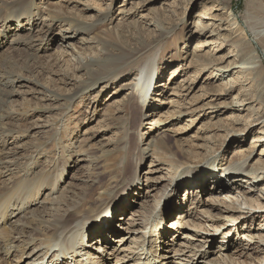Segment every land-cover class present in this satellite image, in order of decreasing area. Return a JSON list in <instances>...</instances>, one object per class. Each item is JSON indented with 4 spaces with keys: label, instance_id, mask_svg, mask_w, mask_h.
I'll return each mask as SVG.
<instances>
[{
    "label": "rangeland",
    "instance_id": "1",
    "mask_svg": "<svg viewBox=\"0 0 264 264\" xmlns=\"http://www.w3.org/2000/svg\"><path fill=\"white\" fill-rule=\"evenodd\" d=\"M14 1L0 0V5ZM46 2L57 9L50 10L35 23L34 31L45 44L39 49L40 54L37 47H23L22 42L18 49L15 45L9 51L0 52V58L10 62L27 79V86L17 87L19 93L11 95L3 105L4 112L18 110L21 115L12 119L11 114L8 115L11 117L9 120H4L6 117L1 119L3 123L8 122L10 128L16 129L15 135L8 138L9 148L26 142L36 147L23 153L19 162L24 166L34 162L32 168L43 172L55 162L66 161L71 175L61 181V184L66 181L61 191L66 185V189L79 188L83 185L82 180L93 176L102 178L101 184L95 186L97 195L110 184V177L105 174L112 165V168L127 166L126 175L130 176L136 165L133 161L128 165L129 157L143 158L145 155L143 166L139 169L141 179L145 183L148 179L160 181L159 188L166 190V198L168 195L174 197L172 205L175 208L185 203L184 184L191 180L184 173L182 176L185 178L173 184L177 171H181L184 165L200 168L197 163L207 153L213 154L211 161H217V164L220 160L229 162L251 153L249 170L257 171L262 178L253 179L257 183L249 195L251 213L248 214V210L245 211L247 215L241 213L242 218L231 236L239 242L244 233L256 236L253 247L260 245L261 254L242 259L264 264V202L256 199L259 194L257 189L264 187V140L259 141L258 138L264 134V125L253 122L255 113L264 111V46L258 39V33L264 29V3L262 6L259 0H36L37 4ZM232 13L239 25H233L234 20H230L234 17L230 16ZM199 16H202L200 25L208 26L206 31H201V26L196 24ZM102 17H108V20L100 23ZM91 25L95 26L89 32L84 30ZM236 25L240 26L239 30ZM210 27L217 28V31L212 34L208 31ZM65 33L74 37L65 44L59 40L48 42L52 36ZM69 44L76 48L77 53ZM196 46L199 51L194 49ZM145 47L149 51L135 57L132 70L143 60L155 59L160 87L153 96L156 103L153 105L152 102L150 109L142 113L135 97L127 95L128 90L123 87L130 82L129 76L121 78V75L110 73L108 77H99L102 70L97 69L95 64L98 60L109 61L120 51L133 52ZM192 52L205 62L194 59ZM90 58L98 60L89 61L94 66L88 74L79 67L81 60ZM216 60L224 62L221 64ZM243 61L256 62L246 65L256 69L241 71L236 68L225 74L223 69H219L234 62L239 63L236 67H241ZM116 72L120 74V71ZM229 80L234 81L227 83ZM231 87L235 90L227 92ZM39 90L48 95L46 100L37 92ZM239 92L248 100L240 102ZM125 96L126 108L120 112L117 106ZM234 100L239 103L228 107L227 104ZM149 110L152 117L147 114ZM235 118L244 119L241 121L243 124L232 125ZM228 131H240L238 133L243 134L244 139L232 142L233 136H228ZM162 140L165 144L159 145ZM138 142L141 152L136 149ZM181 152L195 156L189 159ZM124 176L121 175L122 178ZM175 186L182 188L172 191ZM58 191L59 187H55L53 198L59 197L61 191ZM205 194L200 193L197 198L201 210L206 207L203 205L208 199ZM194 197H190L191 202ZM135 200V203L140 201L139 197ZM58 208L60 214L66 210L61 206ZM134 209L137 210V207ZM118 210L116 214H119ZM113 214L111 212L109 217ZM179 215L175 213L167 219L168 222L178 223ZM47 219L52 220L50 217ZM246 219L249 224L245 230L249 227L252 232L239 230L246 224ZM251 219H256L254 225ZM126 221V215L120 222L116 220L120 233H125L121 228ZM201 223L203 226L198 223L201 230L208 229V224ZM226 224V221L218 220L209 225L221 229ZM183 232L185 236H192L194 231ZM114 235L115 240L118 236ZM92 239L91 247H98L99 244L93 243L95 238ZM246 242L242 241L244 245H247ZM111 248L108 247L107 251ZM221 253L208 259L223 262L224 259L219 256L225 252ZM8 258L9 263L16 259L13 264L30 262L27 257L21 261L13 255Z\"/></svg>",
    "mask_w": 264,
    "mask_h": 264
},
{
    "label": "bare ground",
    "instance_id": "2",
    "mask_svg": "<svg viewBox=\"0 0 264 264\" xmlns=\"http://www.w3.org/2000/svg\"><path fill=\"white\" fill-rule=\"evenodd\" d=\"M263 3L264 0H259L260 5L263 6ZM56 9H53V4L50 5L47 2L37 4L36 0H16L12 3L1 4L0 52L5 49L9 51L15 45H17L15 48L18 49L19 43L22 42L23 47L24 45L30 48L37 47V53L40 54L39 49L45 44L43 38L34 31L35 23L47 15L50 10L55 11ZM230 16H234L229 18L234 20L233 25H239L235 15L232 13ZM199 17L196 24L201 26V31H206L208 26L200 25L199 20L202 16ZM106 20L108 17H102L100 23ZM94 26L91 25L84 30L89 32V29ZM237 27L239 30L240 26ZM208 31L213 34L217 28L213 29L212 27ZM14 32L16 33L13 35ZM263 35L264 29L258 33V39L264 46ZM73 37V34L68 36L66 33L56 34L48 42L54 43L59 40L61 44H65ZM69 47L76 52L74 46L69 44ZM194 49L197 51V46ZM147 51H149L148 47L133 52L120 51L106 62L98 59L97 62L96 59L91 58L81 61L79 59L81 65L79 68H84V71L90 74L89 69L94 66L90 62H97L95 64L97 69L102 70L99 77H106L110 73L121 75V78L129 76L128 81L130 82L123 87L128 90L127 95L135 97L137 105L143 113L146 109H150L152 102L153 105L156 103L153 96L160 87V75L157 72L155 59L143 60L135 70H132L134 59ZM249 53H252V50H249ZM191 54L194 59L205 62V59L198 58L195 52ZM33 58H29V60ZM0 61V264L16 262V259L8 262L10 261L8 257L12 255L17 256L20 261L24 257L29 258L30 262H26L27 264H255L244 260L252 258L254 254L257 256L261 254L260 245L258 248L253 247L256 244L254 242L256 236L244 233L241 242L235 238L232 239L234 236H231L235 231L236 224L242 218L241 213L247 215L245 214L246 210L249 211L248 214L251 213L249 195L254 191L257 183L253 179L262 178L257 171L249 170L251 153L244 158L229 162L220 160L219 164L217 161H211L214 157L212 153H207L197 163L200 168L184 165L181 171H177L173 178V184L184 179L185 177L182 176L184 173L190 176L191 180L184 184L185 203H181L179 207L175 208L172 205L174 197L168 195L166 198V190L159 188L160 181H148V179L145 183L141 179L139 169L143 166L145 155L143 158L135 155L129 157L128 165L132 161L136 165L130 176L126 175L127 166L112 168V165L110 171L105 174L106 177H110V184L97 195L95 186L101 184L102 178L93 176L82 180L83 185L79 188L66 189L68 187L66 185L61 191L66 183L63 181L61 184V181L67 180L71 175V171L68 169L69 164L66 161L55 162L51 168L40 172L36 168H32L34 162L26 166L19 162L23 153L36 148L35 145L26 142L17 147L15 145L11 148L8 147V138L15 135L16 129L10 128L8 122L3 123L4 121L2 122L1 119L6 117L4 120L7 118L9 120L11 117L8 115L11 114H13L12 119H15L21 113L18 110L4 112L3 105H6L7 98L19 93L18 89L16 90L17 87L27 86V79L24 78L22 72H17L10 62L3 58H0ZM216 61L221 64L224 62L223 60ZM237 64L239 63L234 62L221 66L219 69H223L224 74L230 73L236 68H240L241 71H253L256 68L246 67V65L257 63L243 61L241 67H236ZM116 71H120V74H117ZM232 81L234 80H229L227 83H232ZM233 90L235 89L231 87L227 92ZM37 92L43 95V100L48 97L44 90ZM237 96L242 103L248 100L242 92H239ZM126 98L125 96L119 102L118 111H124L126 108ZM238 103L234 100L227 105L233 107ZM152 111L154 112V109ZM147 114L153 116L150 110ZM147 114L145 116L149 117ZM255 115L253 122L256 125H264V111L257 112ZM243 120L242 118L236 119L232 125H241ZM238 132L240 131H228V136L229 134L233 136L232 142L238 143L240 139H244L243 134ZM263 137L264 134L259 136V141H263ZM160 142L159 144L158 141L159 145L165 144V140ZM136 149L141 152L140 142ZM181 154L189 159L191 156H195L193 153L181 152ZM34 161L36 164L38 163L37 160ZM171 162L173 163V160ZM94 167L96 168L97 164ZM122 174H125L123 178ZM144 185L146 186L144 187ZM55 187H59V193L61 191L57 199L53 198ZM180 188L182 187L175 186L172 191L176 189L177 192ZM257 190L259 194L256 199L264 202V187ZM160 193L161 196H159ZM162 193L164 194L162 195ZM200 193H206L205 195L208 197L203 202L206 207H203L202 210L198 208L197 204ZM128 196L129 199L126 200ZM191 196L194 197L192 202ZM138 197L140 201L135 203L138 200L135 198ZM124 201H128V203ZM53 205L55 207L51 208ZM58 205L66 208L63 214H60ZM134 207H137V210ZM117 208H119L120 215L115 213ZM111 212L115 215L109 217ZM175 213L180 214L178 223L168 222L167 219L174 216ZM238 214L239 216H236ZM123 215H126L127 221L123 227L121 226L125 233H120L114 223L117 219L120 222ZM195 219L197 221H194ZM218 220L226 221L225 226L227 227L223 226L220 229L215 225H209L215 224ZM245 221H247L246 224L239 230L252 232L253 229H249V227L245 230L249 220ZM255 221L256 219L253 220V225L256 223ZM201 222L205 225L208 224V229L201 230L202 227L198 225L200 223L203 226ZM7 224L9 226L6 227ZM228 226L230 227L228 228ZM224 227L225 229L222 231ZM186 230L194 231L192 236H185L183 231ZM114 234L118 236L115 240L112 237ZM180 236H184L180 238L181 241H179ZM93 237H95L93 243L99 244L98 247H91L92 242L90 241ZM242 241H247V245H244ZM108 247L112 248L107 251ZM215 248L218 249L212 250ZM38 249L41 250L36 252ZM249 250L250 252H248ZM221 251L225 252L223 256H219L224 259L223 262L208 259L211 255H218ZM121 254H124L123 257Z\"/></svg>",
    "mask_w": 264,
    "mask_h": 264
}]
</instances>
